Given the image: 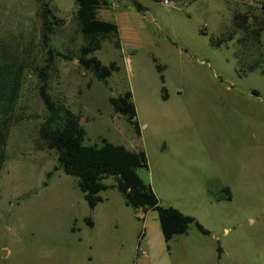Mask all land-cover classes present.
Here are the masks:
<instances>
[{"label":"rangeland","instance_id":"rangeland-1","mask_svg":"<svg viewBox=\"0 0 264 264\" xmlns=\"http://www.w3.org/2000/svg\"><path fill=\"white\" fill-rule=\"evenodd\" d=\"M111 1L100 17L124 25L91 53L114 63L103 83L76 59L72 0H0V62L29 65L1 148L0 264H137L143 249L147 264H264V0ZM41 84L79 115L83 144L142 150L138 177L207 234L191 224L165 248L156 211L138 219L111 176L89 208L38 136ZM126 90L138 135L108 99Z\"/></svg>","mask_w":264,"mask_h":264},{"label":"trees","instance_id":"trees-1","mask_svg":"<svg viewBox=\"0 0 264 264\" xmlns=\"http://www.w3.org/2000/svg\"><path fill=\"white\" fill-rule=\"evenodd\" d=\"M132 3L138 11L139 5L135 1ZM109 4V0H73L74 18L81 38L84 40L79 47L76 59L83 68L91 72L94 78L103 83L111 69L114 68V63L109 62L108 65H102L91 53L99 48L101 40L117 36L114 22L96 16L97 9ZM41 18L46 29L48 24H55L58 21L46 4L41 8ZM232 19L233 26L242 27L236 20L237 15H233ZM263 27L264 17L258 20L256 27L254 26L251 30L254 37H258ZM48 53L50 55L52 51L48 50ZM27 66L29 67V65L16 61L0 62V159L1 148L12 122L11 107L16 97L20 74ZM42 69H38V73L44 76ZM130 96V92L126 90L121 95L108 98L127 120L135 114ZM39 97L46 114L38 126V136L46 147L55 153L56 165L53 169H60L64 174L77 178V186L89 208L100 200L98 192L105 188L102 180L111 176L112 185L120 193L126 206L134 212L156 211L165 248L168 247L167 242L173 235L184 233L191 224L199 233L207 234V231L192 217L182 214L172 206L160 205L149 184L144 183L138 177L136 169L146 168V159L142 150L131 151L122 145H113L103 139L99 146L83 144L84 129L80 124L79 115L72 113L65 105L51 100L43 84L39 87ZM130 122L134 126L135 134L138 135L136 121ZM49 174L50 172H47L46 176L48 177ZM215 251L216 258H219L220 247L218 245Z\"/></svg>","mask_w":264,"mask_h":264},{"label":"crops","instance_id":"crops-1","mask_svg":"<svg viewBox=\"0 0 264 264\" xmlns=\"http://www.w3.org/2000/svg\"><path fill=\"white\" fill-rule=\"evenodd\" d=\"M109 1H110V4H109L108 6L97 9L96 16H97L98 18H100V19H103V20H109V21L114 22L115 25H116L117 30L119 31L120 28L123 27V25H124V21H123V19L121 18L120 15H117V14H116V15H114L113 17H111L110 19H106V18L100 17L101 14H103V12L106 11V10H105L106 8L108 9V7H112V1H111V0H109ZM72 5H73V0H72ZM73 7H74V6H73ZM112 18H116V19H112ZM116 21H118V24H119V25H117ZM118 28H119V29H118ZM117 34H118V32H117ZM136 213H137V212H136ZM145 213H146V212H145ZM145 213H144V214H145ZM144 214H143L142 216L136 214V217H137L138 219H143ZM158 227H159V226H158ZM160 234H161V232H160ZM156 235H158V234L156 233ZM143 236H144V232H142V237H143ZM161 237H162V235H161ZM162 241H163V238H162ZM145 242H146L145 244L148 245V246L152 245L151 242H150V240L148 239V237L146 238V241H145ZM163 243H164V241H163ZM141 254H142V255H141L140 257H141V258H145V257H144V254H145L144 249H143V251H141ZM138 260H139V259H138ZM145 260H146V258H145ZM143 264H147V260H146L145 263H143Z\"/></svg>","mask_w":264,"mask_h":264},{"label":"water","instance_id":"water-1","mask_svg":"<svg viewBox=\"0 0 264 264\" xmlns=\"http://www.w3.org/2000/svg\"><path fill=\"white\" fill-rule=\"evenodd\" d=\"M134 119H135L134 116L130 117V121H133ZM136 214L142 216L144 213L143 212H137ZM145 261H146L145 258H141V259L137 260L136 263L137 264H143Z\"/></svg>","mask_w":264,"mask_h":264},{"label":"built area","instance_id":"built-area-1","mask_svg":"<svg viewBox=\"0 0 264 264\" xmlns=\"http://www.w3.org/2000/svg\"><path fill=\"white\" fill-rule=\"evenodd\" d=\"M162 2H163L164 4H167V3H168V1H167V0H162Z\"/></svg>","mask_w":264,"mask_h":264}]
</instances>
